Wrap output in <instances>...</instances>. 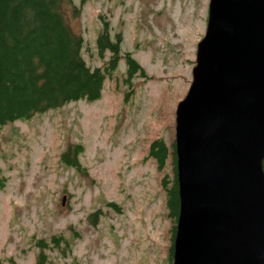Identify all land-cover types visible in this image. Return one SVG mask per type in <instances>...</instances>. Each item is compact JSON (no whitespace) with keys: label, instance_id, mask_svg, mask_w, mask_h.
<instances>
[{"label":"rangeland","instance_id":"obj_1","mask_svg":"<svg viewBox=\"0 0 264 264\" xmlns=\"http://www.w3.org/2000/svg\"><path fill=\"white\" fill-rule=\"evenodd\" d=\"M65 14L83 38L82 57L101 67L96 38L108 21L123 63L101 97L36 113L0 127V262L2 264H171V223L162 171L150 142L174 141L175 109L192 79L209 0H72ZM101 16V17H99ZM81 145L79 167L61 154ZM65 197L62 203V198ZM43 241V243H38ZM42 254V257H40Z\"/></svg>","mask_w":264,"mask_h":264},{"label":"water","instance_id":"obj_2","mask_svg":"<svg viewBox=\"0 0 264 264\" xmlns=\"http://www.w3.org/2000/svg\"><path fill=\"white\" fill-rule=\"evenodd\" d=\"M195 56L175 109L172 264H264V0H209Z\"/></svg>","mask_w":264,"mask_h":264},{"label":"trees","instance_id":"obj_3","mask_svg":"<svg viewBox=\"0 0 264 264\" xmlns=\"http://www.w3.org/2000/svg\"><path fill=\"white\" fill-rule=\"evenodd\" d=\"M67 7L72 8V15L79 14L72 0H0V127L70 102L98 100L106 77L121 63L128 77L134 73L146 76L130 52L121 53L119 37L111 38L104 19L96 47L100 57L107 51L109 57L101 67L87 65L81 53L83 38L71 27L72 17L65 14ZM174 148V141L167 146L162 139H153L147 151L159 171L170 157L172 176H163L160 185L171 223L167 255L171 264L179 209ZM70 149L61 154V159L78 168L82 147L75 145L72 155ZM4 184L0 177V188Z\"/></svg>","mask_w":264,"mask_h":264}]
</instances>
